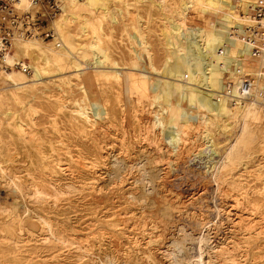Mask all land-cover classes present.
I'll use <instances>...</instances> for the list:
<instances>
[{
    "label": "rangeland",
    "instance_id": "obj_1",
    "mask_svg": "<svg viewBox=\"0 0 264 264\" xmlns=\"http://www.w3.org/2000/svg\"><path fill=\"white\" fill-rule=\"evenodd\" d=\"M210 1L190 9L196 45L177 36L180 30L176 46L169 33L173 14L149 0L105 1L114 11L122 8L121 15L96 28H82L80 20L67 24L60 49L67 56L51 59L44 78L26 84L30 93L10 87L0 97V156L8 162L0 177V254L27 264H264V109L260 99L234 97L239 73L256 75L258 69L244 40L231 35L233 22L252 24L248 17L258 0L233 8L226 0ZM58 34L42 37V43L54 48ZM85 43L90 53L82 59L78 48ZM69 55L85 69L72 66ZM117 68L150 74L149 91L128 90L127 79L112 74ZM212 68L222 71L214 74ZM178 83L218 103L230 99L233 116L180 104ZM256 84L264 89V81ZM12 206L18 208L14 213ZM27 211L36 219L31 230L17 224L18 217H29ZM15 227L21 231L17 248L5 238Z\"/></svg>",
    "mask_w": 264,
    "mask_h": 264
},
{
    "label": "bare ground",
    "instance_id": "obj_2",
    "mask_svg": "<svg viewBox=\"0 0 264 264\" xmlns=\"http://www.w3.org/2000/svg\"><path fill=\"white\" fill-rule=\"evenodd\" d=\"M105 1H109V2H114L115 0H60V6H61V13L59 16H57L53 21L52 23L50 24V27H52V31H53V38L55 37L56 33H57V30L59 32L58 34V37H56L54 40H53V43H54V48L53 47H48L46 44H43L42 41H45V40H42V38L40 36H36V37H33V38H30V39H17L14 41L13 43V50L9 53H7L6 55V58H5V66H1L0 67V97H2L8 88L10 87H15L16 90L19 91L20 94L22 95H26L28 92L30 93L31 90H28V85H26L27 83L29 82H32L33 85H36L37 83H39V81H41L43 78H44V74L47 72L46 69L48 67H50V63H51V59L57 61V59H59L60 56L62 55H65L63 52H60V49L62 46H66V38L68 37L69 35V32L68 30L66 29V26L67 24H71L73 23L74 21L76 20H80L81 21V24L82 25V28L87 25H90L92 28H96V26L99 24V25H102L104 23H111V21L116 17V15L120 14L122 12V8L120 7H116L117 8V11H114L112 6L109 4L107 5L106 3H104ZM118 1H124V0H118ZM137 2H144V1H147V0H136ZM151 2V4L153 6H155L157 9L163 11L164 13H167V14H173L174 18H175V23H174V27L173 29L171 30L170 33V36H171V39H173V44L176 46V42L174 41L176 38V32H179L180 30H182V32H179V34L177 36L182 35V37L188 41L189 43L191 44H195L196 45V42L194 43V39L192 38V35L191 33L193 32L194 28H193V24L190 22L189 20V14H190V9L191 7H194V4L196 6V4H200L203 2V0H189V1H185V0H182V2L180 4H174L173 2L176 1V0H149ZM212 2H215V0H211ZM210 1V2H211ZM228 1L229 3H231V6L232 8L233 7H239L242 5V1L243 0H226ZM218 2V0H217ZM215 2V3H217ZM222 2V1H221ZM26 3H28V0H26ZM220 3V1L218 2ZM244 3V2H243ZM121 5V4H120ZM123 6V5H122ZM223 9H225L224 7H222ZM63 12V13H62ZM250 12V11H249ZM121 15V14H120ZM235 17V16H234ZM243 17V16H242ZM246 17V16H245ZM251 21V23H255L254 19L252 18L251 14L249 15L248 17ZM236 20V18H235ZM240 20V19H239ZM248 19L247 21V24L250 22ZM238 22V23H237ZM238 24L242 27L243 24H241V22L239 23V21H235L233 22V26L234 27H240L238 26ZM232 26V27H233ZM248 26V25H247ZM246 26V27H247ZM263 26H264V23H263ZM77 27V26H76ZM244 27V26H243ZM242 27V28H243ZM75 28V27H74ZM245 28V27H244ZM76 29V28H75ZM81 29V28H80ZM79 29V30H80ZM73 33V31H72ZM169 36V37H170ZM238 38V37H237ZM69 40V39H68ZM92 41V40H90ZM101 41V40H100ZM99 41V42H100ZM179 41V40H178ZM52 42V41H51ZM85 42V41H84ZM94 42V41H93ZM171 42V41H170ZM244 43L249 47V50H250V53L252 54V46L250 43L244 41ZM243 43V44H244ZM94 44V43H93ZM179 44V43H178ZM91 46H95V45H91ZM236 46V45H235ZM74 47V46H73ZM49 48V49H48ZM195 49L197 48L196 46L194 47ZM243 48V47H242ZM180 50V55L182 54V59L184 61L187 60V52L186 51H182L181 48H179ZM206 51H208V49L210 48H207L205 47ZM34 50H37L40 52V56L35 58L33 57V54L32 52H34ZM203 50V49H202ZM227 50V49H226ZM234 50V49H233ZM236 50V49H235ZM16 51V53H14ZM50 51V52H49ZM78 51H81L80 52V57L82 59H86L88 56H89V53H88V46L87 44H80V48H78ZM90 51V50H89ZM106 51V50H105ZM199 51V50H198ZM205 51V52H206ZM240 51V50H239ZM93 52V51H92ZM202 52V51H201ZM221 52V51H220ZM233 52V51H232ZM243 52V50H241V53ZM246 52V51H245ZM199 52H197L198 54ZM207 53V52H206ZM224 53V52H223ZM227 53V51L225 52ZM244 53V52H243ZM201 54V53H200ZM219 54V53H218ZM222 54V53H221ZM232 54V53H231ZM229 54V55H231ZM240 54V53H239ZM93 55V54H92ZM91 55V56H92ZM95 55V54H94ZM105 55V54H104ZM177 55V54H176ZM175 55V57H176ZM199 55V54H198ZM225 55V54H224ZM23 56L25 57H28L31 61H30V64L27 65L26 62H24V59ZM67 56V55H65ZM228 56V55H227ZM241 56H244V54H241ZM25 57V58H26ZM148 57V56H147ZM180 57V56H179ZM217 57V56H216ZM233 57V56H232ZM238 57V56H237ZM69 58L71 60L70 64L72 66H74L78 71L82 69L83 67V64L81 62H79L77 59L74 58V56H71L69 55ZM111 58V57H109ZM107 58V59H109ZM167 58V57H166ZM241 58V57H238V59ZM244 58V57H242ZM99 59V57H98ZM169 59V58H168ZM174 59V58H173ZM181 59V58H180ZM246 59V58H245ZM245 59H240V68L238 69H241L242 68V65H244V60ZM95 62H96V57L94 58ZM189 60V59H188ZM249 60V59H248ZM47 63V67H44L42 66V64H46ZM93 61V60H91ZM169 61V60H167ZM166 61V62H167ZM179 61V60H178ZM183 61V63H184ZM219 62H222L221 60L218 59ZM44 62V63H43ZM103 62V61H102ZM102 62H101V65H102ZM113 62V61H112ZM118 62V61H117ZM187 62V61H186ZM254 62V61H253ZM94 63V62H93ZM137 63H138V60H137ZM140 63V62H139ZM153 63V62H152ZM190 63V62H189ZM226 63V62H225ZM235 63V62H234ZM233 63V64H234ZM95 64V63H94ZM97 64V63H96ZM95 64V65H96ZM110 64V63H109ZM113 64H115V66L117 65V63L113 62ZM112 64V66H113ZM172 64V63H171ZM170 64V65H171ZM92 65V63H91ZM100 65V64H99ZM105 65V64H104ZM136 65L135 62H133V66ZM139 65V64H137ZM181 65V64H180ZM183 65V64H182ZM187 65V64H186ZM209 65V64H208ZM89 66V65H88ZM111 66V65H109ZM129 66V65H128ZM127 66V67H128ZM190 66V65H188ZM194 66V65H192ZM211 66V65H210ZM235 66V65H234ZM233 66V67H234ZM237 66V65H236ZM86 67V65L84 66ZM83 67V68H84ZM91 67V66H90ZM104 67V66H103ZM124 67V66H123ZM126 67V68H127ZM137 67V66H136ZM148 67V66H147ZM151 67V66H150ZM154 67V66H153ZM152 67V68H153ZM180 67H183V66H180ZM232 67V68H233ZM256 67H257V64H256ZM18 68H21L22 70H17ZM88 68V67H87ZM94 68V67H93ZM112 68V67H111ZM113 68H115L113 66ZM131 68V67H130ZM129 68V69H130ZM27 69H29V72L31 73V76H29L27 74ZM51 69V68H50ZM85 69V68H84ZM117 69H120L119 71H115L113 72L112 74L113 75H121V77H124L127 79L128 83L130 85H127V89L128 90H131V86L135 87V88H140L143 92H147L148 90V82L149 80L151 79L150 78V74L147 76L146 74L143 75V74H139L137 72L134 71H126L125 68H117ZM128 69V70H129ZM155 69V68H154ZM235 69V67H234ZM258 69V68H257ZM133 70V69H132ZM208 70V69H207ZM237 70V69H236ZM152 71V70H151ZM182 71V70H181ZM185 71V70H184ZM222 71V69H218V68H212V72L214 74H218ZM232 71V70H231ZM51 72V71H50ZM97 72V71H96ZM92 73V72H91ZM102 73V72H101ZM183 73V72H182ZM187 74V72H185ZM210 73V72H207V74ZM234 73V72H233ZM232 73V74H233ZM94 74H97V73H94ZM105 74V72H104ZM180 74V73H179ZM190 74V73H189ZM188 74V75H189ZM258 74L259 73V70H258ZM85 75V74H84ZM99 75V74H98ZM97 75V76H98ZM49 77V76H48ZM95 77V76H93ZM168 77V76H167ZM188 77V76H187ZM46 78V77H45ZM180 78V77H179ZM201 78V77H200ZM210 78L212 79V75H207V82L211 81ZM108 79V78H107ZM118 79V78H116ZM189 79V78H188ZM49 80V79H48ZM47 80V81H48ZM154 80V79H153ZM176 80V79H174ZM199 80V79H197ZM205 80V79H204ZM121 81V80H120ZM152 81V80H151ZM150 81V82H151ZM155 81V80H154ZM45 82V80H44ZM125 82V81H124ZM149 82V84H150ZM157 82V81H156ZM180 82V80H179ZM197 82V81H196ZM51 83V82H50ZM49 83V85H50ZM200 83V82H199ZM206 83V82H204ZM43 84V83H42ZM168 84V83H167ZM170 84V83H169ZM207 84V83H206ZM211 84V83H210ZM30 85V84H29ZM125 85V84H124ZM171 85V84H170ZM189 85H191L189 83ZM214 85V84H213ZM152 86V85H151ZM161 86V85H159ZM200 86V85H199ZM205 86V85H204ZM36 87V86H35ZM45 87V86H44ZM158 87V86H157ZM208 87V86H207ZM125 88H126V85H125ZM134 88V89H135ZM168 88V87H167ZM124 89V88H123ZM153 89V88H152ZM176 91H177V96L179 94L180 96V104L184 103V104H187L188 106H191L193 109H195L196 111H199V112H203V113H206V112H212L215 114H222V115H226V116H233V113L232 112V109L230 108L229 106V100L228 98H223V99H220L219 100V103L214 101V98H212L209 94H207L206 92H203L199 89H196V87H192V86H188L184 83H178L176 84V87H175ZM51 90V89H50ZM105 90V89H104ZM264 90V89H261L259 88L258 86L256 88H254V94L252 97H248L249 100H253L254 99H262L261 98V91ZM48 91V90H47ZM149 91V90H148ZM160 91V90H159ZM172 91H175L172 89ZM211 91V90H210ZM128 92V91H127ZM41 93V92H40ZM134 94V93H132ZM148 94V93H147ZM176 94V93H175ZM222 94V93H221ZM10 95V94H9ZM146 96V94H144ZM17 96V95H16ZM177 96H174L177 98ZM179 96H178V99H179ZM4 97V96H3ZM11 97V96H10ZM26 97V96H25ZM19 98V96H18ZM34 98V97H33ZM138 98V97H137ZM150 98V97H149ZM251 98V99H250ZM147 99V98H146ZM177 99V100H178ZM234 99V98H233ZM244 99V98H242ZM242 99H239L237 98L236 100H242ZM11 100V99H10ZM17 101V100H16ZM218 101V100H217ZM234 101V100H233ZM174 102V101H173ZM177 102V101H176ZM175 102V104H177ZM257 102V101H256ZM255 102V103H256ZM240 103V102H239ZM175 104L173 106H175ZM243 104V103H242ZM172 105V104H171ZM239 105V104H238ZM237 106V105H236ZM251 106V105H250ZM11 107V106H10ZM24 107V106H23ZM168 107V106H167ZM181 108V106H179ZM170 108V107H169ZM168 108V109H169ZM183 108H186L183 107ZM182 108V109H183ZM236 108V107H235ZM249 108V107H248ZM4 109V108H3ZM82 109V108H81ZM177 109V108H176ZM175 109V110H176ZM260 109V108H259ZM262 109V108H261ZM260 109V110H261ZM171 110V109H170ZM191 110V109H190ZM249 110V109H248ZM12 111V110H11ZM10 111V112H11ZM79 111V110H78ZM174 111V110H173ZM178 111V110H177ZM175 111V112H177ZM180 111V110H179ZM182 111V110H181ZM180 111V112H181ZM263 111V110H261ZM7 112V111H6ZM76 112V111H75ZM174 112V113H175ZM179 112V114H180ZM194 112V111H193ZM238 113V112H237ZM262 113V112H261ZM7 114V113H6ZM13 114V113H11ZM10 114V115H11ZM72 114V113H71ZM78 114V113H77ZM81 114V113H80ZM79 114V115H80ZM5 115V114H4ZM74 115V114H73ZM72 115V116H73ZM206 115V114H205ZM208 115V114H207ZM249 115V114H248ZM260 116L261 115H264V114H259ZM8 116V114H7ZM82 116V115H81ZM86 116V114H85ZM186 116V114H185ZM259 116V117H260ZM67 117V116H65ZM70 117V116H69ZM211 117V116H210ZM254 117V116H253ZM258 117V116H257ZM68 118V117H67ZM157 118V117H156ZM8 119V118H7ZM71 119V118H70ZM259 119H262V118H259ZM170 120V119H169ZM168 120V121H169ZM72 121V120H71ZM76 121V120H75ZM75 121H72L73 123ZM90 121V120H89ZM88 121V122H89ZM103 121V120H102ZM125 121V120H124ZM172 121V120H171ZM170 121V122H171ZM35 122V121H34ZM50 122V121H49ZM52 122V121H51ZM54 122V121H53ZM85 122V121H84ZM115 122V121H114ZM37 123V122H36ZM78 123V122H77ZM112 123V122H111ZM76 124V123H75ZM81 124V123H80ZM171 124V123H170ZM30 125V124H29ZM32 125V124H31ZM106 125V124H105ZM89 126V125H88ZM107 126V125H106ZM111 126V125H110ZM113 126V124H112ZM111 126V127H112ZM243 126V125H242ZM23 127V126H22ZM76 127V126H75ZM128 127V126H127ZM125 127V128H127ZM130 127V126H129ZM163 126L161 125V128ZM169 127V126H168ZM167 127V128H168ZM176 127V126H175ZM84 128V127H83ZM82 128V129H83ZM99 128V127H98ZM137 128V127H136ZM146 128V127H145ZM166 128V127H165ZM170 130H171V127H169ZM179 128V126H178ZM80 129V130H82ZM113 129V128H112ZM122 129H124V127H122ZM48 130V129H47ZM116 130V129H115ZM126 130V129H125ZM128 130V129H127ZM133 130V129H132ZM169 129H167L166 131H168ZM175 130H178L175 128ZM246 130V129H245ZM31 131V130H30ZM38 131V130H37ZM87 131V130H86ZM109 131H111V129H109ZM123 132V130H121ZM135 131V130H134ZM143 131V130H142ZM162 131V130H161ZM76 132V131H75ZM137 132V131H136ZM169 132V131H168ZM172 133L175 132V131H171ZM177 132V131H176ZM184 132V131H183ZM108 133V132H106ZM127 133V131H126ZM149 133V132H148ZM147 133V134H148ZM170 133V132H169ZM54 134V133H53ZM86 134V133H85ZM136 134V133H135ZM174 134V133H173ZM186 134V133H185ZM80 135V134H79ZM111 135V134H110ZM128 135V134H127ZM2 137V136H1ZM31 137V136H30ZM38 137V136H37ZM173 137V135H172ZM188 137V136H187ZM178 138V137H176ZM31 139V138H30ZM36 140V139H35ZM40 140V139H39ZM107 140V139H106ZM174 140V139H173ZM177 139H175L176 141ZM183 139L180 138V141H182ZM41 141V140H40ZM39 141V142H40ZM210 142L212 143V146H213V143L214 141L210 140ZM48 143V142H47ZM57 143V142H56ZM62 143V142H61ZM182 143V142H180ZM42 144V142H41ZM40 144V145H41ZM46 144V143H45ZM32 145V144H31ZM171 145V144H170ZM180 145V144H179ZM177 145V146H179ZM182 145V144H181ZM211 145V144H210ZM46 146V145H45ZM34 147V146H33ZM41 147V146H40ZM50 147V146H49ZM54 147V146H53ZM69 147V146H68ZM163 147V146H162ZM181 147V146H180ZM207 147V146H206ZM174 148V147H173ZM61 149V148H60ZM59 149V150H60ZM205 149V147H204ZM175 150V148H174ZM179 150L180 152V149H177ZM202 150V149H201ZM82 151V150H81ZM157 151V150H156ZM176 151V150H175ZM215 151V150H214ZM54 152V151H53ZM57 152V151H56ZM69 152V151H68ZM178 152V151H177ZM216 152V151H215ZM180 154V153H179ZM202 154V152H201ZM182 155V154H181ZM57 156V155H56ZM177 156V155H176ZM53 157V156H52ZM72 157V156H71ZM228 157V156H227ZM48 158V157H47ZM63 158V157H62ZM183 158V157H182ZM51 159V158H50ZM231 158H229L230 160ZM45 160V158H44ZM47 160V159H46ZM59 160V159H58ZM61 160V159H60ZM179 160V159H178ZM7 164L8 162L6 160H4V157L0 156V177L2 176H6V172H7ZM227 165V164H226ZM51 167V166H50ZM59 167V166H58ZM127 167V166H126ZM55 169V168H54ZM127 169V168H126ZM221 169V168H220ZM219 169V170H220ZM124 170V169H123ZM222 170V169H221ZM220 170V171H221ZM125 171V170H124ZM221 175V173H220ZM218 177V176H217ZM13 180V178H11ZM111 180V179H110ZM109 183V182H108ZM166 184V183H165ZM14 188L17 190L19 189L18 185L14 183ZM14 189V190H15ZM36 191L34 189V191H31L29 192V194H36ZM27 192V191H26ZM41 192V191H40ZM44 192V191H43ZM13 193V192H12ZM100 193V192H99ZM17 194L18 197H20V195L22 196V199H23V195H24V191H19L15 193V195ZM27 194V193H26ZM28 195V194H27ZM62 196V195H61ZM51 197V196H50ZM34 198V196H33ZM47 198V197H46ZM106 198V197H105ZM31 199V198H29ZM167 199V198H166ZM47 200V199H46ZM45 201V200H44ZM157 201H160L157 199ZM11 202H13V200H11ZM164 204V206L166 205L164 203V201H161L160 203ZM16 203H19V202H16ZM159 203V202H158ZM26 204V202L24 203ZM21 204H19L17 207H20ZM169 205V204H167ZM170 206V205H169ZM16 206H12V212H16V210L18 209ZM22 207V205H21ZM31 208V207H30ZM35 208V207H34ZM178 208V207H177ZM36 209V208H35ZM168 209V208H167ZM179 210V209H178ZM29 215L28 218H24L23 216H20L18 217V222L17 224L22 221L24 223V228L27 230H31V229H34L35 226H36V219L35 220H32V213L34 214V211H27L25 212V214ZM36 213V212H35ZM172 214V213H171ZM43 216V214H41ZM38 216V215H37ZM13 217V216H12ZM40 217V216H39ZM50 217V216H49ZM41 219V217H40ZM48 219V218H47ZM38 220V219H37ZM160 220V218H159ZM43 221V220H42ZM48 221V220H47ZM162 221V220H161ZM160 221V222H161ZM165 221V220H163ZM162 221V222H163ZM40 222V220H39ZM44 223V222H43ZM50 224V223H49ZM55 224V223H54ZM165 224V223H164ZM163 224V225H164ZM42 225V224H41ZM56 226V225H55ZM168 227V226H167ZM53 228V227H51ZM169 228V227H168ZM167 228V229H168ZM43 229V228H42ZM182 229V228H181ZM52 230V229H51ZM166 230V227L165 229ZM21 231H19L17 229V227H15L14 229H12L8 234L7 236H5V238L9 241H12V244L13 246H15L17 248V245L16 243L19 242L18 238H19V235H20ZM37 233V232H36ZM51 235V234H50ZM64 235V234H63ZM26 236V235H25ZM65 236V235H64ZM62 237V236H61ZM2 238L4 239V237L2 236ZM30 238V237H29ZM5 239V240H6ZM24 239V238H23ZM61 239V238H59ZM201 239V238H200ZM2 240V239H1ZM0 240V241H1ZM46 240V239H45ZM54 240V239H53ZM154 240V239H153ZM73 241V240H72ZM152 241V240H151ZM155 241V240H154ZM36 242V241H35ZM95 242V241H94ZM21 243V242H20ZM51 243V242H50ZM83 244V243H82ZM91 245V244H90ZM150 245V244H149ZM13 246L10 248H13ZM57 246V245H56ZM60 246V245H59ZM35 247V246H34ZM63 247V246H62ZM65 247V246H64ZM1 248V246H0ZM31 248V247H30ZM37 248V247H36ZM85 248V247H84ZM34 249V248H32ZM38 249V248H37ZM39 250V249H38ZM1 251V250H0ZM9 251V250H8ZM27 251V250H26ZM29 251V250H28ZM82 251V250H81ZM12 253H14L12 251ZM35 253V252H34ZM201 253V252H200ZM9 254L11 255V253H4V254H0V264H25L27 261H25L24 258H19V256H9ZM22 254V253H21ZM26 254V253H25ZM38 254V253H37ZM94 254V253H93ZM14 255V254H13ZM88 255V253L86 254ZM91 255V254H90ZM96 255V254H94ZM180 255V254H179ZM159 256V255H158ZM97 257V255H96ZM28 258V257H26ZM156 258V256H155ZM29 259V258H28ZM148 259V258H147ZM36 260V258H35ZM41 262V261H40ZM27 264V263H26Z\"/></svg>",
    "mask_w": 264,
    "mask_h": 264
},
{
    "label": "built area",
    "instance_id": "obj_3",
    "mask_svg": "<svg viewBox=\"0 0 264 264\" xmlns=\"http://www.w3.org/2000/svg\"><path fill=\"white\" fill-rule=\"evenodd\" d=\"M251 10L255 23L247 26L245 30L233 26L231 31L232 36L251 44L250 56L260 73H239V95L234 97L241 99L252 97L257 81H264V0L255 2ZM61 11L60 0H28V3L26 0H0V67L5 66L6 55L13 50L15 40L36 36L44 39L53 37L49 25ZM261 98L259 103L264 109V90L261 91Z\"/></svg>",
    "mask_w": 264,
    "mask_h": 264
}]
</instances>
